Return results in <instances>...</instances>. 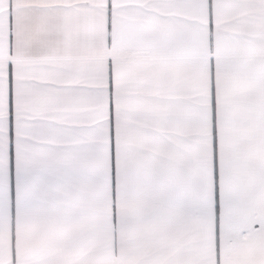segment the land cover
I'll list each match as a JSON object with an SVG mask.
<instances>
[{"label":"snow or ice","instance_id":"snow-or-ice-1","mask_svg":"<svg viewBox=\"0 0 264 264\" xmlns=\"http://www.w3.org/2000/svg\"><path fill=\"white\" fill-rule=\"evenodd\" d=\"M0 264H264V0H0Z\"/></svg>","mask_w":264,"mask_h":264}]
</instances>
